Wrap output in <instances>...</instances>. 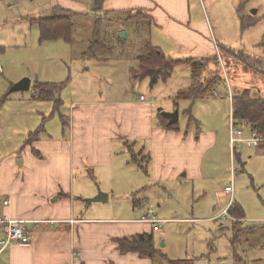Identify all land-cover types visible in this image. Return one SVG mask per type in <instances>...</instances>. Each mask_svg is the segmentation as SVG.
<instances>
[{
	"label": "rangeland",
	"instance_id": "obj_1",
	"mask_svg": "<svg viewBox=\"0 0 264 264\" xmlns=\"http://www.w3.org/2000/svg\"><path fill=\"white\" fill-rule=\"evenodd\" d=\"M63 1L69 4L60 5L61 0H0V77L23 72L31 79V87L18 95L36 93L39 102L47 105L43 115L39 114V151L49 148L42 146L49 142L44 136L62 133L71 100L128 90L132 99L142 94L152 102L155 114L160 108L168 111L175 103L172 109L178 107L179 119L173 129L186 131V138L190 135L193 141L201 134L214 133V148L206 151L203 160L204 175L193 179L184 176L182 169L175 179L145 189H131L120 182L108 187L96 184L97 193L109 194L108 199L91 202L89 210L100 207L95 214L137 221L152 207L162 221L159 230L153 231L155 253L141 257L147 264H251L256 256L261 260L255 263L264 264V222L251 219L264 217V145L236 146L231 153L227 97L229 91L234 97L244 89L253 97H264V76L256 69L264 65L260 46L264 42V0H190L192 18L198 19L201 12L210 26L207 37L217 47L215 58L205 69L195 68V79L192 67L181 64L167 80L155 84L130 72L133 68L140 75L138 57L151 40V21L125 11H101L97 7L100 0ZM54 15L70 19L68 38L40 40L39 24L34 20ZM243 23L249 25L243 28ZM123 32L126 38L120 36ZM208 73L219 78L204 98L175 100L178 90L194 81L203 82ZM38 80L51 85L38 92ZM11 84L3 82L4 90ZM190 107L197 122L188 120L186 110ZM28 118L33 122V117ZM240 126L244 136H249V127ZM30 146L36 147L34 141ZM225 185L231 186L232 193L224 194ZM231 194L233 203L243 209L245 221L212 219ZM3 235L0 228V238Z\"/></svg>",
	"mask_w": 264,
	"mask_h": 264
},
{
	"label": "crops",
	"instance_id": "obj_2",
	"mask_svg": "<svg viewBox=\"0 0 264 264\" xmlns=\"http://www.w3.org/2000/svg\"><path fill=\"white\" fill-rule=\"evenodd\" d=\"M59 4L69 3L61 0ZM97 7L147 18L153 24L150 43L167 57L215 58L217 47L207 37L210 26L201 12L198 19L192 18L190 0H100ZM24 75L0 77V215L24 220L30 242L5 246L0 250V264H147L138 253L121 251L116 240L142 232L153 234L151 226L140 218L125 221L95 214L100 207L90 211L86 198L97 193L96 184L108 187L120 182L131 189H145L175 179L182 169L184 176L201 178L205 153L214 148V133L197 136L198 142L189 135L188 140L186 131L168 129V120L160 112L155 114L152 102L142 94L132 99L128 90L121 94L109 91L106 96L103 91L102 96L71 100L66 120L61 119L62 133L44 136L49 142L42 146L49 148L40 152L38 120L47 105L39 102L36 93L18 95L22 91L10 92L2 85L12 86ZM133 155L143 161V167L131 160ZM4 199L9 200L7 205ZM232 202L231 194L226 206L211 218H218ZM251 219L264 222L263 216ZM0 228L4 234V225ZM259 257H253L251 264H263L255 263Z\"/></svg>",
	"mask_w": 264,
	"mask_h": 264
},
{
	"label": "trees",
	"instance_id": "obj_3",
	"mask_svg": "<svg viewBox=\"0 0 264 264\" xmlns=\"http://www.w3.org/2000/svg\"><path fill=\"white\" fill-rule=\"evenodd\" d=\"M37 21L39 24V39L48 40L58 37L68 38V34L71 31V21L69 18L59 15H54L46 18H41ZM251 24V22L249 23ZM249 24L243 23V28ZM264 51V42L260 44ZM140 75L135 73L134 69H131L133 75L139 77H148L151 84H155L159 81L167 80L174 68L181 64H187L191 68V75L195 79V68L199 70L207 67L208 61L196 60L194 58H171L167 57L159 47L152 45L150 42H146L143 52L138 57ZM257 71L261 72L264 76L263 67L256 66ZM219 78L218 74H209L204 76L203 82H193L186 89H181L177 92L175 100L177 99H197L204 98L207 92L213 87ZM51 85L50 82L38 83L37 88L42 92V86ZM40 97H42L40 95ZM190 114V108L188 110ZM232 116L234 121L241 125H246L251 131H254L257 135L264 137V97H253L249 89H244L238 95L233 97L232 102ZM193 121L191 114L189 115V122ZM167 123V121H166ZM168 128L175 127L176 124L168 125ZM131 160L137 163L140 167H143L142 162L137 159L135 155L131 157ZM228 211L235 218L244 217V212L241 206L234 204L233 202L228 207ZM117 245L123 252H136L141 257L152 256L155 253L153 234L142 232L129 236L118 238Z\"/></svg>",
	"mask_w": 264,
	"mask_h": 264
},
{
	"label": "built area",
	"instance_id": "obj_4",
	"mask_svg": "<svg viewBox=\"0 0 264 264\" xmlns=\"http://www.w3.org/2000/svg\"><path fill=\"white\" fill-rule=\"evenodd\" d=\"M216 93V92H215ZM228 100L230 103V116H229V128H228V141L230 145L231 153L235 150L236 146L246 145L248 147L261 148L264 145V137L257 135L254 131H250L249 136H244L243 128L240 124L234 121L232 116V102L233 96L230 91L228 93ZM143 99V96H140ZM225 192H231L232 188L230 185L224 187ZM4 205L9 203L8 199H4L2 202ZM229 207V206H228ZM226 207L220 214L225 218H231L235 220L228 212ZM140 221L148 223L152 230L156 231L159 229V223L162 221L157 217L152 207H149L147 213L140 218ZM0 224L4 225V238L0 239V250L12 242L29 243L30 237L27 234L25 221L21 219H13L7 215H0Z\"/></svg>",
	"mask_w": 264,
	"mask_h": 264
},
{
	"label": "water",
	"instance_id": "obj_5",
	"mask_svg": "<svg viewBox=\"0 0 264 264\" xmlns=\"http://www.w3.org/2000/svg\"><path fill=\"white\" fill-rule=\"evenodd\" d=\"M256 10H252V13H255ZM121 37L126 38V33L123 32L120 34ZM30 85V79L28 77H23L16 83H14L9 91L14 92V91H25L29 89ZM161 115L168 120V125L171 124H176L179 119V109L176 107L173 111H162V109H159ZM105 193L98 192L96 195L86 198V201L89 202H95V201H104L105 200Z\"/></svg>",
	"mask_w": 264,
	"mask_h": 264
}]
</instances>
